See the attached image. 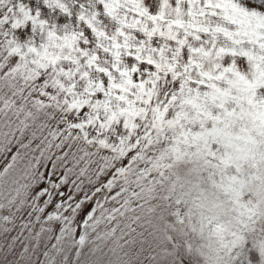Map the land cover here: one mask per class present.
<instances>
[{"label": "snow or ice", "instance_id": "6c2138e0", "mask_svg": "<svg viewBox=\"0 0 264 264\" xmlns=\"http://www.w3.org/2000/svg\"><path fill=\"white\" fill-rule=\"evenodd\" d=\"M0 264H264V0H0Z\"/></svg>", "mask_w": 264, "mask_h": 264}]
</instances>
